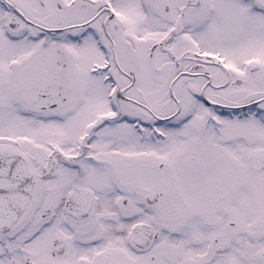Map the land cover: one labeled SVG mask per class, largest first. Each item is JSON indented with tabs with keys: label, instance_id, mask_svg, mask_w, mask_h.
Wrapping results in <instances>:
<instances>
[{
	"label": "snow or ice",
	"instance_id": "snow-or-ice-1",
	"mask_svg": "<svg viewBox=\"0 0 264 264\" xmlns=\"http://www.w3.org/2000/svg\"><path fill=\"white\" fill-rule=\"evenodd\" d=\"M0 264H264V0H0Z\"/></svg>",
	"mask_w": 264,
	"mask_h": 264
}]
</instances>
